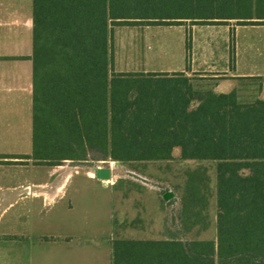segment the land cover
I'll use <instances>...</instances> for the list:
<instances>
[{
  "label": "trees",
  "instance_id": "16d2710c",
  "mask_svg": "<svg viewBox=\"0 0 264 264\" xmlns=\"http://www.w3.org/2000/svg\"><path fill=\"white\" fill-rule=\"evenodd\" d=\"M188 21L263 27L264 0H33L29 159L53 165L92 153L104 162L170 161L179 149L183 161L217 163L216 242L115 240L111 264H264V101L245 105L236 93L210 95L195 111L184 112L196 98L187 82L185 108L167 104L128 112L118 104L115 28ZM204 178L210 179L206 171L188 175L181 212L186 231L203 220Z\"/></svg>",
  "mask_w": 264,
  "mask_h": 264
},
{
  "label": "rangeland",
  "instance_id": "374dc122",
  "mask_svg": "<svg viewBox=\"0 0 264 264\" xmlns=\"http://www.w3.org/2000/svg\"><path fill=\"white\" fill-rule=\"evenodd\" d=\"M252 1L254 3L255 0ZM245 3L242 2L243 5ZM255 5H251L253 21L257 20ZM180 13L186 15L185 12ZM162 14H169V10ZM9 21L12 18L5 23ZM19 25L4 27L12 34H19V37L6 39L0 46L7 49L23 47L31 51L32 33L25 30L23 22ZM28 37L30 41L26 40ZM138 41L146 47L144 57L140 56L143 47L137 45ZM113 42L115 61L112 81L116 85V97L119 101L121 99L118 104L128 112L129 107H145L147 104L130 102L132 87L129 79L116 73L121 67L133 71L144 65L147 71L154 70L156 74L161 71L163 76H168L164 79L154 78L153 81H170L169 88L175 94L170 105L176 108L186 107L188 92L191 96L194 92L198 93L199 98L187 105V109H180L184 112L195 111L202 101L215 95V91L230 93L232 84L228 82L214 89L215 83L212 81L220 82L225 78L211 80L208 74L203 76L204 79H188L192 88L190 91L187 89L186 93V88L177 85L182 76L185 78L179 72L193 68L213 73L227 67L230 69L227 73L243 74V70L237 69H253L251 74L257 76L264 68V27L237 26L235 21L223 26L199 25L188 21L171 27H119L114 30ZM255 80L239 79L240 90L232 93H236L240 103L247 105L257 100L261 85ZM29 97L32 98V95ZM29 135V138L27 134L21 136V143L16 145L18 148L0 150V264H58L56 250L60 252V249L78 240L88 243L93 251L99 253L102 261L109 257L108 239H112L114 232L124 239L216 242L218 208L215 161H183L180 151L175 150L170 161L120 162L117 165L115 161H99L100 156L85 153V160L37 165L33 159H29L33 152L32 132ZM99 168L112 171L111 180L106 185L87 175L95 177V171ZM199 171H206L210 178L203 179L201 188L208 198V205L200 211L199 220H203L196 225V229L186 231L182 227V198L188 175ZM67 176L64 199L52 207H46L42 199L30 198L31 193L35 196L34 190L39 188L49 196ZM111 183H115L116 187L109 185ZM167 194H172V198L164 201ZM22 196L28 198L22 199L16 208H8L10 203L16 204L17 198ZM56 236L63 237L57 240L60 244H55L53 237ZM214 261L217 264V259Z\"/></svg>",
  "mask_w": 264,
  "mask_h": 264
},
{
  "label": "crops",
  "instance_id": "0c3cea01",
  "mask_svg": "<svg viewBox=\"0 0 264 264\" xmlns=\"http://www.w3.org/2000/svg\"><path fill=\"white\" fill-rule=\"evenodd\" d=\"M15 14V15H14ZM14 15V16H13ZM8 23H5L7 20H10ZM24 19V21H22ZM23 22L25 26V30H29L32 33V47H33V0H0V45L3 44V41L6 39H10L13 37H19V34H12V32L7 31L4 27L9 25H14L15 27L20 26L19 24ZM31 27V28H30ZM264 27V26H263ZM262 27V28H263ZM136 28V27H135ZM140 28V27H139ZM247 28V27H246ZM30 41V37L26 39ZM27 41V42H28ZM26 42V43H27ZM25 43V44H26ZM24 44V45H25ZM145 44V43H144ZM137 45L141 47L142 42L138 41ZM147 46V43L145 44ZM143 51L141 53V57H144L147 52H145V46L142 45ZM33 49L29 48H12L9 47L4 48L0 46V150H11L18 148L16 145L21 143V136H25L27 134V138L30 137L29 132H32L31 143L33 144V64L32 61L29 60L32 57ZM11 59V60H10ZM125 68L121 67L120 70L116 71L117 74L124 76V78L129 79L130 87L136 88L137 90H132V94L130 96V102H139L146 103V107H163L167 104L172 103V98H174L175 94L172 93V90L169 88L171 85L170 81L159 82L153 81L154 78L164 79L168 76H163L160 72L156 74L154 70L147 71L145 66L134 68L133 71L124 70ZM186 69L185 72H179L180 74H184L185 78L182 76V80L177 82V85L180 84L183 88H186V83L188 79H192L193 77H201L198 79H204L203 76H207L210 74L208 79L217 80L220 78H225L224 81H212L215 83L214 89H218L220 86L225 83L230 82V93L238 92L240 90V81L239 79H256L260 86L259 96L256 101H264V68L263 72L260 75H253V69H241L243 70V74H231L227 73L230 69L227 67L225 69H220L219 71L209 73L196 69ZM245 71L249 72L245 73ZM175 73V72H174ZM178 73V74H179ZM151 74V75H150ZM176 74V73H175ZM219 76V77H218ZM258 79V80H257ZM239 81V82H238ZM167 85V86H166ZM228 88H226L227 90ZM195 93V97L197 98L198 93ZM228 91L226 92H217L215 91V95H228L230 94ZM32 95V98L29 97ZM121 95V94H120ZM145 97V98H144ZM196 98L194 100H196ZM135 99V100H134ZM193 100V101H194ZM121 101V99H120ZM118 100V102H120ZM183 101V100H182ZM138 106V105H137ZM136 110V109H132ZM145 110V109H143ZM32 112V113H31ZM32 122V127H31ZM14 136V137H13ZM24 138V137H22ZM179 150V149H176ZM180 151V150H179ZM117 165L119 164L116 163ZM97 170V169H96ZM96 172V171H95ZM90 179H96L92 174H87ZM112 177V171H111ZM69 176L65 177L57 186L56 191L51 192L49 196L44 195L40 188L34 190L35 196H31V199H42L43 203L46 207L50 208L54 204H56L59 200L64 199L65 196V184L68 181ZM100 181V180H98ZM105 185L110 181H100ZM109 185H113L116 187L115 183H111ZM40 186V185H39ZM39 186H35L36 188ZM42 186V185H41ZM30 194V193H29ZM28 197H19L17 198L16 204H9L8 208H16L22 199ZM1 204V203H0ZM6 213V212H5ZM5 216H3L4 218ZM114 232V230H113ZM18 237H25L23 235H17ZM42 237V236H41ZM112 239H108L109 244V257H107L106 249L104 250L106 259H103L99 256L98 252L93 251L88 243H83L82 240H78L77 242H72V245H69L67 248L56 250V256L58 258V264H111V254H112V243L114 240L120 241H135V239H124L123 237L119 238L118 234L115 232L111 236ZM59 238H63L61 236L53 237L55 239V244L61 243L57 240ZM114 238V239H113ZM26 239V238H25ZM13 241V240H12ZM60 241V240H59ZM138 241V240H136ZM142 241H154L145 239ZM30 244L29 242H27ZM40 242V246H41ZM88 244L86 247L85 245ZM58 253V254H57Z\"/></svg>",
  "mask_w": 264,
  "mask_h": 264
},
{
  "label": "water",
  "instance_id": "95a60500",
  "mask_svg": "<svg viewBox=\"0 0 264 264\" xmlns=\"http://www.w3.org/2000/svg\"><path fill=\"white\" fill-rule=\"evenodd\" d=\"M118 163V162H117ZM95 176L100 181H110L111 180V170L110 169H97ZM172 198V194H167L164 196V201H169Z\"/></svg>",
  "mask_w": 264,
  "mask_h": 264
}]
</instances>
